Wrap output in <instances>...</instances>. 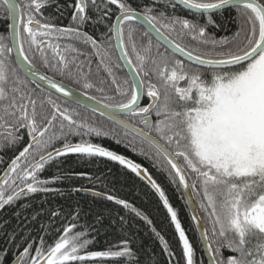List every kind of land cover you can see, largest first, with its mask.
I'll list each match as a JSON object with an SVG mask.
<instances>
[{
    "label": "snow or ice",
    "instance_id": "6c2138e0",
    "mask_svg": "<svg viewBox=\"0 0 264 264\" xmlns=\"http://www.w3.org/2000/svg\"><path fill=\"white\" fill-rule=\"evenodd\" d=\"M51 5L64 15L57 0H0V15L10 21L8 35L0 34V145L14 147L25 134L28 138L0 174V209L37 193L63 195L52 185L85 177L83 172H62L61 158H106L159 197L184 264H197L177 210L148 169L91 139L108 137L152 161L181 192L208 264H264V0H73L67 5V25L58 22L59 16L44 15ZM177 5L197 18L177 15ZM233 10L237 30L217 39L209 31L219 27L214 15ZM37 55L43 67L81 83L84 91L38 71ZM89 56L114 88L106 90L104 80L90 79ZM123 68L128 71L121 79L116 70ZM41 82L59 95L53 99L49 92L40 98L36 90L46 91ZM93 88L104 93L102 99L88 93ZM145 96L148 103L142 106ZM69 102L76 107H67ZM77 108L99 113L111 127L97 126ZM51 166L57 174L41 178ZM72 191L101 196L153 224L127 200L82 186ZM48 211L52 219L61 216ZM81 211H72L51 242L43 223L38 242L29 234L17 241L15 231L0 232L6 237L0 264H105L120 258L139 264L127 240L91 250L94 237H89L96 229L78 224ZM151 230L172 264L175 252L155 227ZM224 249L231 254L225 257Z\"/></svg>",
    "mask_w": 264,
    "mask_h": 264
},
{
    "label": "trees",
    "instance_id": "16d2710c",
    "mask_svg": "<svg viewBox=\"0 0 264 264\" xmlns=\"http://www.w3.org/2000/svg\"><path fill=\"white\" fill-rule=\"evenodd\" d=\"M72 2L73 0H57V3L62 6L61 11H64L63 16H60V12L57 11L55 5L47 6L44 10V15L51 14L52 16H59L60 19L58 22L67 25L71 19L69 15L71 9L67 8V5ZM160 7H164L163 3H161ZM167 11L171 14L173 10L167 9ZM175 13L188 19L197 18L190 15L188 11L179 6L175 9ZM234 16L235 10L231 13H224L222 16L214 15V19L219 27L209 28V31L213 32L217 39L223 36H231L238 27L236 21L233 19ZM199 19L203 22L206 18L200 17ZM8 23L6 16L0 15V34L5 36L8 35L6 31ZM86 30L90 33L94 31L91 27ZM101 31H103L102 25L99 29L95 30V35L98 37ZM160 50L163 51V48ZM153 52H155V48H153ZM29 55L31 58L33 53L30 52ZM88 59L92 60L90 65V79L93 82L104 80L105 84L103 86L106 90L114 88V85H111V77L107 76L103 68L98 67L99 62L91 56H89ZM34 63L38 70L52 76L57 81L62 80L65 85L78 91H84L81 83H75L66 77L62 78L58 74H54L49 69L43 67L38 55ZM84 71H89L87 63H85ZM125 73L124 68L116 70V75L121 79L124 77ZM29 87L34 88L35 85H29ZM87 91L90 95H95L98 99L103 98L104 93L97 92L95 88ZM36 92L40 98L48 94V92L45 91L41 92L40 89H37ZM108 94H111V92L109 91ZM53 99H55V97H53ZM147 103L148 99L145 96L142 98V106ZM66 106L69 108L76 107L69 103ZM77 111L81 113L82 117H87L90 122H94L97 126L106 128L111 127L110 123L97 115L86 112L82 108H77ZM153 120H155L154 115ZM95 138H100L101 140H92V142L99 143L117 154L124 155L126 158L140 163L142 167L148 169L153 178L156 179L164 189L172 206L177 210L182 227L185 229L186 234L195 248V259L197 264H201V261H203V264H207L199 237L181 192L169 182L166 173L154 167L152 161L132 151L130 147L126 146L125 142L117 143L116 140L108 137ZM27 139L25 134L23 141L17 146L4 147L0 145V158L3 159V162L0 163V174L3 173V170L7 167L10 160L18 154L25 144H27ZM73 139L75 140L78 138ZM61 159L63 160L60 166L62 172H83L86 174L85 177H74L70 180H61L52 185L60 189L63 195L59 192L48 194L37 193L30 197H23L17 200L15 204L0 209V232L5 230L7 232L15 231L17 233V241L26 234H29V239L36 237L38 242L39 235L41 234L40 225L43 223L49 227L50 235H48L46 239L51 242V236L55 234L56 229L62 230V227L69 222L72 211L79 208L82 209V211L78 224L92 225L96 229V231L91 232L89 237H94L93 243L90 245L91 250H106L112 246H120L122 241L127 240L130 243V247L136 252L139 264H169V257L164 254L160 241L151 230L152 227H155V229L164 236L169 247L175 252V259L172 261V264H184L174 226L171 225L170 219L159 197L145 182L119 163L107 160L106 158L80 159L75 155H69ZM56 174L57 169L55 166L47 167L45 171L41 173V178H49ZM89 177H91V179H89ZM81 186L127 200L152 220V226L147 225L145 221L138 217L129 214L127 210L123 209L120 205H116L113 201L72 191L73 188ZM24 205H29V207L25 208L23 207ZM49 209L61 212V216L54 219L50 218ZM38 212L40 215L33 221L31 217ZM201 215H203V213H201ZM97 217H100L99 223H97ZM121 217H124L126 223L121 221ZM77 230L80 229L78 228ZM5 238L4 235H0V247L5 246ZM114 250L119 249L117 247L114 248ZM223 252L225 257L231 254L228 249H224ZM105 264H125V258L108 260Z\"/></svg>",
    "mask_w": 264,
    "mask_h": 264
},
{
    "label": "water",
    "instance_id": "95a60500",
    "mask_svg": "<svg viewBox=\"0 0 264 264\" xmlns=\"http://www.w3.org/2000/svg\"><path fill=\"white\" fill-rule=\"evenodd\" d=\"M177 6H179V5H177ZM179 7H181V6H179ZM182 8V7H181ZM183 9V8H182ZM184 10H186V9H184ZM186 11H188V10H186ZM189 12V11H188ZM9 23H10V21H8ZM181 59H183L182 57H181ZM124 70H125V72H127L128 71V69L127 68H124ZM39 71V70H38ZM41 72V71H40ZM59 82V81H58ZM41 85H42V87L44 88V89H46V91H48V92H51L54 96H58L59 94H57V93H55L54 92V90H52V89H48L47 88V85H44L43 84V82H41ZM67 86V85H66ZM67 87H69V86H67ZM71 88V87H70ZM73 89V88H72ZM69 103H71V102H69ZM90 103V102H89ZM71 104H73V103H71ZM73 105H75V104H73ZM96 115H99V113H96ZM100 116V115H99ZM101 117V116H100ZM103 118V117H102ZM144 182V181H143ZM146 183V182H145ZM81 193H83V194H86V195H90V196H93L90 192H83V191H81ZM94 197H98V198H101V199H104L103 197H101V196H94ZM104 200H106V199H104ZM185 202V201H184ZM186 205V204H185ZM186 207H187V210H188V213H189V215H190V218H191V208L190 207H188L187 205H186ZM192 220V219H191ZM192 223H193V225H194V222L192 221ZM194 228H195V225H194ZM195 230H196V228H195ZM196 232H197V230H196ZM197 235H198V237H199V233L197 232ZM199 240H200V238H199ZM200 243H201V247H202V250H203V253H204V255H205V258H206V260H207V255H206V252H205V250L203 249V246H202V242H201V240H200ZM207 263H208V260H207Z\"/></svg>",
    "mask_w": 264,
    "mask_h": 264
},
{
    "label": "flooded vegetation",
    "instance_id": "af4514ba",
    "mask_svg": "<svg viewBox=\"0 0 264 264\" xmlns=\"http://www.w3.org/2000/svg\"><path fill=\"white\" fill-rule=\"evenodd\" d=\"M38 70V69H37ZM39 71H41V70H39ZM42 72V71H41ZM45 92H48V91H45ZM49 93V92H48ZM53 97H55L56 98V96H54L53 95ZM69 104H71V103H69ZM73 105V104H72ZM74 106H76V105H74ZM83 109V108H82ZM88 112H90V111H88ZM91 113V112H90ZM93 114V113H92ZM94 115H96V114H94ZM97 116H99V115H97ZM100 117V116H99ZM100 118H102V117H100ZM103 120H105L104 118H102ZM106 122H108L107 120H105ZM109 123V122H108ZM79 193H81V192H79ZM81 194H83V193H81ZM86 195V194H85ZM90 196V195H89ZM98 198V197H97Z\"/></svg>",
    "mask_w": 264,
    "mask_h": 264
},
{
    "label": "bare ground",
    "instance_id": "6f19581e",
    "mask_svg": "<svg viewBox=\"0 0 264 264\" xmlns=\"http://www.w3.org/2000/svg\"><path fill=\"white\" fill-rule=\"evenodd\" d=\"M92 140H101L100 138H95V136H93L92 138H91ZM3 160V159H2ZM204 257H205V255H204ZM205 260H206V258H205ZM206 263H207V260H206ZM208 264V263H207Z\"/></svg>",
    "mask_w": 264,
    "mask_h": 264
}]
</instances>
